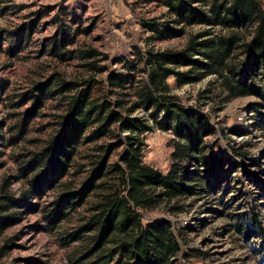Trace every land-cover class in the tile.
Instances as JSON below:
<instances>
[{"label": "rangeland", "instance_id": "obj_1", "mask_svg": "<svg viewBox=\"0 0 264 264\" xmlns=\"http://www.w3.org/2000/svg\"><path fill=\"white\" fill-rule=\"evenodd\" d=\"M178 20L168 0H0V215L9 219L0 232V264L84 263L91 233H80V227L118 181L112 170L124 169L129 137L142 143L146 165L167 175L176 164L175 152L186 140L162 129L163 110L143 107L123 113L127 125H114L100 140H89L96 127L90 129L75 146L66 175L60 179L57 172L54 184L43 183L39 173L45 168L34 160L60 129L66 98L75 94L63 93L62 82L127 76V86L117 89L114 99L129 95L131 107L148 83L150 54L180 52L207 29ZM218 31L213 28L210 38ZM176 71L188 73L191 82L168 78L169 96L208 122L204 154L190 169L195 193L181 200V212L172 214L165 205L139 212L145 222L172 224L181 251L176 264H264V99L230 98L218 75L197 66ZM49 81L51 91L21 133L35 104L27 95ZM257 81L264 85V72ZM261 106L263 112H256ZM131 119L150 131L130 130ZM101 168L96 187L81 197ZM112 264L125 260L118 256Z\"/></svg>", "mask_w": 264, "mask_h": 264}, {"label": "trees", "instance_id": "obj_2", "mask_svg": "<svg viewBox=\"0 0 264 264\" xmlns=\"http://www.w3.org/2000/svg\"><path fill=\"white\" fill-rule=\"evenodd\" d=\"M197 2L200 5L196 6ZM168 4L176 13L178 23L207 29L193 37L180 52L150 54L148 83L142 86L139 101L132 102L131 107L125 100L129 95L122 94L119 100L114 99L116 90H124L127 86V76L111 73L101 82H62L63 93L75 91V94L66 98L68 112L60 122V129L39 158L34 160L45 168L39 173L43 183L54 184L57 172L60 179L66 175L75 146L90 129L96 127L89 140H100L108 136L114 125H127L123 113L130 116L140 107L163 110L165 120L162 129L173 130L187 142L176 150V164L164 175L144 163L142 143L136 136L129 137V151L122 158L124 169L115 166L112 170L114 179L118 181L108 186L109 194L93 208L85 227H80V233H91L90 246L85 249L84 263L81 261V264H112L118 256L124 258L125 264H176L181 251L172 224L165 219L145 222L139 212H152L162 205L167 206L172 214L181 212V200L195 193L189 179L193 175L190 169L198 165V156L204 154L208 122L204 115L180 105L176 98L169 96L168 78L176 77L180 85L191 82L189 74L177 72L176 67L197 66L205 74L218 75L230 98L255 96L264 99V85L257 81V76L264 72L262 0H168ZM213 28L219 31L210 38ZM243 29L249 31V37ZM242 53L244 58L240 57ZM197 55L203 58V62L195 60ZM51 88L52 81L41 83L27 95L34 99L35 104L27 113L21 133L26 131L27 121L36 116ZM113 101H116V110L113 109ZM262 107H258L256 112H263ZM132 123L129 126L132 131L141 134L150 131L138 120ZM170 123L174 124L173 129L169 128ZM103 170H98L81 197L93 191ZM8 220L0 215V232ZM94 254H97L96 260L87 263Z\"/></svg>", "mask_w": 264, "mask_h": 264}]
</instances>
